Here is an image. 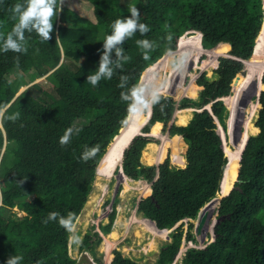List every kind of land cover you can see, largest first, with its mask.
Segmentation results:
<instances>
[{"label":"trees","instance_id":"16d2710c","mask_svg":"<svg viewBox=\"0 0 264 264\" xmlns=\"http://www.w3.org/2000/svg\"><path fill=\"white\" fill-rule=\"evenodd\" d=\"M87 1L94 6L96 21L62 5L48 42H41L32 33L26 53L0 52V104L8 106L7 114L19 113L15 121L0 118V264H6L14 254L23 256L21 264H77L71 255L77 248L90 253L95 264H103L104 253L99 246L102 234L111 232L104 242L107 261L113 256L110 264H138L114 249L116 243L110 240L117 235L113 227L120 203L118 192L113 200L105 202L112 203V208L108 221L99 224L100 231L92 225L84 234L73 233L97 176H115L117 182L129 178L148 185V195L136 200V214L144 218L152 234L166 236L171 230V240L161 247L157 264H172L184 239L198 243L192 220L219 192L226 196L216 210L220 221L215 226L214 240L206 241L203 248L189 247L182 263L264 264V0H131L127 4L122 0ZM18 2L21 0H0V37L6 36L15 23L11 8ZM132 5L139 9L140 20L149 26V31L144 35L137 32L125 40L124 54L129 59L111 79L101 80L94 87L86 81L88 74L98 68L103 38L111 32L116 19L130 16L128 7ZM190 31L197 35L190 39L194 44L191 49L187 48L185 36ZM140 39L153 44L148 59L136 43ZM214 48L217 49L209 51ZM193 49L197 56L201 53L209 57L203 67L194 66H218L212 76L203 72L197 78L201 88L198 97L174 100L168 95L171 92L179 96L197 93L196 77L190 85L184 84V61L195 58ZM223 51L229 55H222ZM177 54L178 66L170 69V59ZM244 61L247 74L240 75ZM59 64L68 75L64 84L67 90L61 96L43 90L38 82L30 85ZM168 69L164 79L162 72ZM143 74L142 86H146L148 95L145 99L152 91L163 92L152 104V115L146 124L151 105L146 108L148 113L146 109L132 110V101L121 98L122 92L139 86ZM121 75L128 77L124 88L120 87ZM22 86L26 88L18 94ZM251 89L257 103H243V96ZM250 103L251 111L243 118ZM207 105H211L212 112L205 108ZM191 108L194 110L187 122L186 112ZM131 110L130 125L97 173L114 138L127 126ZM175 114L179 124L171 123ZM230 114L231 125L240 124L243 136L233 142L230 139L234 149L224 150L218 129L220 124L227 132ZM161 124L169 136L161 135ZM73 125L81 128L80 133L62 146L60 137ZM141 127L144 133L163 141L155 158L158 165L143 162V151L153 139L142 135L133 138L121 161L126 141ZM170 137L174 153H180L187 144L185 167L174 165L170 154L164 159ZM93 147L98 149L95 156L82 160V153ZM184 164L183 157L179 165ZM121 167L124 173L117 174ZM16 208L24 214L20 216ZM50 212L62 217L71 214L70 228L62 226L58 219L45 223ZM146 218L165 230L159 231ZM213 219L214 224L216 215ZM213 224L209 225L211 233Z\"/></svg>","mask_w":264,"mask_h":264},{"label":"rangeland","instance_id":"374dc122","mask_svg":"<svg viewBox=\"0 0 264 264\" xmlns=\"http://www.w3.org/2000/svg\"><path fill=\"white\" fill-rule=\"evenodd\" d=\"M130 1L131 0H122V2L124 4H127ZM64 5H67L70 9L74 10L75 12H77L81 15L88 17L90 20L96 21V18L94 15V6L90 2H88L87 0H64L63 6ZM263 9H264V5H263ZM60 15L61 14H59V17H60ZM185 36H186V41L188 40L186 43L187 48L189 47V49H191L194 44L193 43L190 44V42L197 35L194 31H190V33L189 34L186 33ZM190 39H192V40L190 41ZM178 41L180 42V40H178ZM219 49L222 51L221 47H219ZM176 51H177V49L174 50L173 53ZM193 51H194L195 58L193 60L187 58L184 61V65L186 67L185 71L187 70V72H186L187 74H185L186 77L184 78V84L185 85H190L193 77L200 76V74L203 72L207 73L208 76H212L213 71L217 66V64L207 65L208 63H206L207 67L204 69H200L199 67H196V65L194 66V64H199L200 67H203L204 61H206V60L208 61L209 57H207L206 54L201 55V53L199 54V56H197L196 50L193 49ZM206 52H209V51H206ZM190 53H191V51H190ZM222 53H223L222 55H229L228 51L227 52L223 51ZM165 55H167V53ZM178 56H179L178 54L172 55V57L170 59V64H169L170 69L174 68L175 66H178V63H179V57ZM161 59H163V57ZM160 60H158L157 62H159ZM251 64H252V60H250L248 68L250 67ZM151 66L145 72H147L151 68ZM170 69L164 70L162 72V76L164 77V79H165V76L167 74H169ZM145 72H144V74H145ZM144 74H143V77H144ZM239 74L240 75H244V74L246 75L247 74L246 64H245L244 71L239 73ZM183 76H184V74H183ZM67 78H68L67 72L64 70L63 67H60V64H59L54 69H52L47 75L40 77V78H35L34 81H32V83L30 85L38 82L43 90H46L49 93H53L55 96H61L62 92L67 90V88H64V84L66 83ZM235 78L233 80V83L235 81ZM164 79H163V82H167V80L164 81ZM196 80L197 79L195 78L194 79V85L196 86L195 92H197V93H195V95L183 94V95L179 96L175 92H171V94H168V93H165V94L171 95L173 97V99L177 100V101L183 97H194V98H196V97H198L199 91L201 90V88L197 85ZM142 81H143V78L141 80L140 86H142ZM233 83H232V89L234 88ZM25 88H26L25 86H22L21 89L19 90L18 94L20 92H22ZM145 90H146V86H145ZM262 90H264V89H262ZM234 92L235 91H233L231 95H233ZM161 93H163V92H161ZM145 96H148V95H145ZM244 96H243L244 99L242 101L243 103H246L249 101L251 103H257L256 102V100H257L256 95L253 94L252 89L248 93H246ZM251 103L246 106L245 113H243L246 117H247L248 113L251 111V105H252ZM191 109H192L191 111L186 112L187 122L190 119V115H191L192 111L194 110L193 108H191ZM145 111H147V109ZM231 112H232V110H231ZM257 114H258V112L256 113L255 117L253 118V124H254V121L257 117ZM179 121H180L179 117H177L175 114L171 123H174V122L178 123ZM146 123H147V121H146ZM162 128H163V125L161 124V127H160L161 135L163 137L165 135L169 136L168 132H164V130ZM236 128H238V127H236V126L234 127L231 125L230 133H228V131L227 132L221 131L222 138L224 141L223 147L225 150H226V148L234 149V146L231 142L237 141V137H238L239 132L237 131ZM235 133H237V134L234 136L235 138L233 139L232 135H234ZM138 135L148 136V137L153 139V141L150 142L146 146L145 150L143 151V157H142L143 162L147 163V164L158 165L159 162H156L155 158L158 154V147H160L163 143L162 139L157 137L156 135L144 133L143 130L138 131L135 134V136H138ZM170 138H171V145L168 148V151H167L164 159L167 157L168 154H170L171 159L174 155V144L172 142L173 137H170ZM230 139H231V142H230ZM132 141H133V139H132ZM128 148L129 147L123 148V151L121 154V161L122 162L124 159L125 149H128ZM186 149H187V146L185 147V152H184L185 155H186ZM171 161L175 165L174 161L173 160H171ZM102 164H103V162L100 164V166ZM100 166L98 167V170L100 169ZM176 166L177 167H184V165H179V164ZM121 172H123L122 167H121V169L119 168L116 171L117 174L121 173ZM236 180L237 179H235L232 182L233 185H234ZM117 184L119 186L122 185L120 190H119V187L116 186ZM147 188H148V185L143 181H134V180H131L128 178V179H126V182H121V181L117 182V179L115 176L109 177V178L97 176L93 191H92L91 195L89 196V200H88L84 210L82 211L81 215L79 216L78 221L76 222L77 224L72 229L73 233H75L76 231H81V234H84L89 227H92V225H95V227H96L98 221L104 220V222H107L108 221L107 214L111 211V208H110V206L108 207L107 204H105V202L109 198L114 199L117 192H118L120 203L117 204L118 214L116 216V219L114 222V227H113V229L116 230L117 235H116V238L110 239L112 242L116 243L114 249L121 250L125 256L130 257L133 260H136V262L138 264H157L159 254H160L161 249H162L161 247L165 243H167L171 240L168 236L170 231L166 234V236H160L157 234H152L147 229L146 224L142 221V220H144V218L142 216L136 214V206H135L136 200L137 199L139 200L140 198L146 197L148 195L147 194ZM220 196H221V194L218 196V199ZM218 199L216 200L215 203L209 205L208 206L209 208L205 209V212L206 211L209 212V210H210L211 214H213L209 220V222L211 224H212V220H214L213 218H215V215L217 213L216 210H217V205L219 202ZM15 210L18 211V214L20 216H22L24 214V212H22V211L20 212L17 208ZM133 216H135V218H133ZM187 221L186 220L184 221L186 224L185 227H187ZM192 221L196 225V220H192ZM111 233L109 235H111ZM109 235H102L103 241H102L101 245L99 246V250L104 253V263L103 264H110V262L112 261V258H113V256H112L110 261H107V256L105 255V252H104L105 248L107 249V246H105L104 242L106 241L107 238H109ZM196 237H197V241H198V243L196 244V248H203L206 244V241L208 242L209 239H210V241L213 239V235L211 233V228L209 226H206L205 228H203L202 233L198 236L196 235ZM189 247H193V245H191L190 242L188 243L186 241V239H184L182 246L179 250V253H178L175 261L172 264H181L184 253L187 251V249ZM112 254H113V251H112ZM71 255L77 259V261H78L77 264H95L94 258L92 257V255L90 253H87L85 251L80 252V249H78V248L76 250H73L71 252Z\"/></svg>","mask_w":264,"mask_h":264},{"label":"clouds","instance_id":"9594fccd","mask_svg":"<svg viewBox=\"0 0 264 264\" xmlns=\"http://www.w3.org/2000/svg\"><path fill=\"white\" fill-rule=\"evenodd\" d=\"M63 2L64 0H21V2H18L14 6H12L11 12L15 23L13 24L11 30L7 33L6 36L0 37V52L12 51L15 53H26L28 50L27 47L28 38L32 33H35L40 38L41 42H45V41L48 42L53 32L54 20H56L57 16L60 14L62 10ZM128 12L130 13V16H123L122 18L116 19L111 24V32L105 35V37L103 38L102 41L103 47L102 50H100V60H99L98 68L96 71L88 74L86 81L87 83L91 84L94 87L97 86L101 80L111 79L114 75V72L118 69H121L123 67V63L129 59V57L124 54L123 44L125 40L133 37L137 32H139V34L141 35H144L149 31V26L141 22L140 11L135 5L128 7ZM179 39L181 40V37ZM136 43L141 49L144 50L143 51L144 58L148 59L149 51L153 48L152 42H150L148 39H140L137 40ZM178 44L179 42L177 43V46ZM113 55L115 56V58H113ZM198 77L199 76H197L196 79ZM127 80H128L127 76L121 75L120 77L121 88H124L126 86ZM9 83L11 82L9 81ZM159 94L160 93L158 90L152 91L150 96L147 99H145V87L140 86L139 84V86L129 89L128 92H122L121 98L126 101L127 100L132 101V103L130 104V109H146L149 105H151V110H152V104L157 103L160 99ZM7 110H8L7 105L0 104V118L11 121H15L16 119L19 118L18 112L7 114ZM147 113H148V109H147ZM151 115H152V111H151ZM148 116L149 115H147V117ZM220 126L221 125L219 124V127ZM80 131L81 128L75 125L67 128L64 134L60 137L59 140L60 144L62 146L68 144L71 137L74 134L78 135ZM221 131L224 132L223 127ZM97 151L98 149L95 147L86 149L82 153L81 159L87 161L92 157H94ZM219 195L220 192L218 196ZM218 196L216 198H218ZM107 206L108 207L110 206V208H112V203ZM218 207H219V202L217 208ZM217 215H218V211L216 213V218ZM57 219L59 220V223L62 226L66 228H70L73 217L71 214H69L67 217H62L59 216V214L56 212H50L44 222L47 223L49 220H57ZM102 221L103 220H100V223ZM180 223H178L177 225H179ZM214 237L215 236H213V239L211 238L212 239L211 241L214 240ZM189 242L191 245H193V247H196V244L194 245L192 241H188V243ZM185 254L186 252L184 253V255ZM22 260H23V256L14 254L9 256V258L6 261V264H21Z\"/></svg>","mask_w":264,"mask_h":264},{"label":"water","instance_id":"95a60500","mask_svg":"<svg viewBox=\"0 0 264 264\" xmlns=\"http://www.w3.org/2000/svg\"><path fill=\"white\" fill-rule=\"evenodd\" d=\"M200 34H201V32H200ZM202 35V34H201ZM259 38V37H258ZM178 40H180L179 38H178ZM179 42V41H178ZM257 43H258V39H257ZM257 43H256V46H255V50H254V53L256 52V47H257ZM246 63V62H245ZM142 78H143V76H142ZM141 78V79H142ZM238 78V76L235 78V79H237ZM159 93H161V92H159ZM261 94V93H260ZM260 94H259V97H260ZM259 97H258V100H259ZM206 109H208L210 112H212V109H211V105L208 107V106H206ZM133 110V109H132ZM132 110H131V112H132ZM151 108H150V115H151ZM131 112H130V114H129V116H128V124H127V126H125V127H123L122 129H121V131H120V133L114 138V141L111 143V145H110V147H109V149H108V151L106 152V154H105V156L102 158V160H101V162H100V164L103 162H105V160H106V158H107V156H108V154H109V152L112 150V148H113V146L116 144V143H118L117 142V139L119 138V137H123L124 135H122V133H123V131H124V129L125 128H127L128 127V125H130V122H129V120H130V115H131ZM148 112H149V110H148ZM149 115V116H150ZM149 116L147 117V119L149 118ZM232 118H233V114H230V117H229V119H228V133H230V128H231V121H232ZM243 118H245V115L243 114ZM146 123V122H145ZM221 130H222V127L220 126L219 127V132H220V134H221ZM237 130H239L240 131V135L238 136V139L239 140H241L242 139V134H243V131H242V127L240 126V124H238V128H237ZM135 135H133L132 137H131V139H129V140H127L126 141V143H125V147L127 148V147H129V145L131 144V142H132V139H133V137H134ZM221 136H222V134H221ZM248 140V139H247ZM247 143V142H246ZM245 146H246V144H245ZM245 146H244V148H245ZM244 148H243V150H244ZM126 150V149H125ZM243 150H242V152H243ZM241 155H242V153H241ZM106 157V158H105ZM229 159V158H228ZM228 163H229V161H228ZM100 164H99V166H100ZM98 166V167H99ZM227 166H228V164H227ZM227 166H226V168H227ZM122 171H123V169H122ZM225 171H226V169H225ZM97 172H98V168H97ZM124 173V172H123ZM125 175V174H124ZM224 177H225V173H224V176H223V179H222V182H221V190L220 191H222V185H223V181H224ZM234 186V185H233ZM117 187H119V185H117ZM233 188V187H232ZM224 196H226V195H222V196H220V198L218 199V198H214L211 202H209L207 205H205L201 210H200V212H199V214H198V216H197V218H196V225H195V234L198 236V235H200L201 233H202V231H203V228H204V226H209L210 225V222H209V220H210V218L212 217V215L213 214H209V212H205V209L209 206V205H211V204H213V203H215L216 202V200L218 199L219 200V203H220V201H221V199L224 197ZM151 222H153L154 224H155V226H156V223H155V221L154 220H151V219H149ZM220 221V218H216V221L214 222V224H213V230H212V235L213 236H216L215 235V226H216V224L218 223ZM178 225H176L175 226V228L177 227ZM157 227V226H156ZM159 231H164V229H158ZM215 238V237H214ZM176 257H177V255H176ZM176 257H175V259H176ZM181 264H183L182 262H181Z\"/></svg>","mask_w":264,"mask_h":264},{"label":"bare ground","instance_id":"6f19581e","mask_svg":"<svg viewBox=\"0 0 264 264\" xmlns=\"http://www.w3.org/2000/svg\"><path fill=\"white\" fill-rule=\"evenodd\" d=\"M264 23V22H263ZM262 30H264V25H263V28H262ZM261 30V31H262ZM219 47V46H218ZM217 47V48H218ZM217 48H214V49H211V50H209V51H211L212 52V50H216ZM169 52H171V51H169ZM168 53V52H167ZM263 74H264V71H263ZM263 74H262V77H263ZM261 93V92H260ZM208 106V105H207ZM210 106V105H209ZM208 106V107H209ZM147 121V120H146ZM145 121V122H146ZM144 122V123H145ZM145 125V124H144ZM144 125H143V127H144ZM143 127H141V128H143ZM142 129H140L139 131H141ZM137 133V132H136ZM135 133V134H136ZM134 134V135H135ZM240 135V132H239V134H238V136ZM237 139H238V137H237ZM248 139V138H247ZM247 139H246V142H247ZM246 142H245V144H246ZM184 152H185V147H183V148H181V150H180V153H176V150H175V153H174V155H173V157H172V160L174 161V163H175V165H178L182 160H183V157H184V160H185V164H186V162H187V159H186V157H185V154H184ZM185 164H184V166H185ZM118 185V184H117ZM116 185V186H117ZM153 223V222H152ZM213 224V223H212ZM206 226H204V228H205ZM157 228V227H156ZM158 229V228H157Z\"/></svg>","mask_w":264,"mask_h":264},{"label":"built area","instance_id":"2783aa9c","mask_svg":"<svg viewBox=\"0 0 264 264\" xmlns=\"http://www.w3.org/2000/svg\"><path fill=\"white\" fill-rule=\"evenodd\" d=\"M99 223H100V221H98L97 222V225H96L98 231H100V229H99Z\"/></svg>","mask_w":264,"mask_h":264},{"label":"crops","instance_id":"0c3cea01","mask_svg":"<svg viewBox=\"0 0 264 264\" xmlns=\"http://www.w3.org/2000/svg\"><path fill=\"white\" fill-rule=\"evenodd\" d=\"M180 136V135H179ZM182 138V137H181ZM183 139V138H182ZM186 146H187V144H186ZM114 198V197H113ZM107 219H108V217H107Z\"/></svg>","mask_w":264,"mask_h":264}]
</instances>
